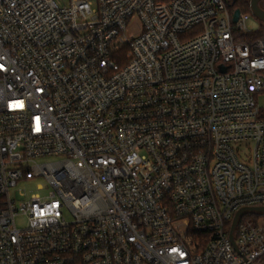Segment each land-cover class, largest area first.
<instances>
[{
    "label": "built area",
    "instance_id": "built-area-1",
    "mask_svg": "<svg viewBox=\"0 0 264 264\" xmlns=\"http://www.w3.org/2000/svg\"><path fill=\"white\" fill-rule=\"evenodd\" d=\"M235 9L0 0V264L264 262V215L230 238L264 206V37Z\"/></svg>",
    "mask_w": 264,
    "mask_h": 264
},
{
    "label": "water",
    "instance_id": "water-1",
    "mask_svg": "<svg viewBox=\"0 0 264 264\" xmlns=\"http://www.w3.org/2000/svg\"><path fill=\"white\" fill-rule=\"evenodd\" d=\"M250 11L254 17L264 23V8L260 4V0H250ZM241 9L236 8L234 12L233 20L236 22L240 15ZM252 213L257 215H264V206H253V207H244L241 208L235 215V218L232 223L231 231H230V238L234 242V231L236 226L238 225L241 217L245 214ZM254 264H264L261 263H254Z\"/></svg>",
    "mask_w": 264,
    "mask_h": 264
},
{
    "label": "trees",
    "instance_id": "trees-1",
    "mask_svg": "<svg viewBox=\"0 0 264 264\" xmlns=\"http://www.w3.org/2000/svg\"><path fill=\"white\" fill-rule=\"evenodd\" d=\"M230 9L240 8L242 11L250 12V0H225ZM261 6L264 8V0H260ZM261 22V21H260ZM263 22H261L262 25ZM248 38L264 37V29L261 26L260 29H256L252 34L245 36Z\"/></svg>",
    "mask_w": 264,
    "mask_h": 264
},
{
    "label": "rangeland",
    "instance_id": "rangeland-1",
    "mask_svg": "<svg viewBox=\"0 0 264 264\" xmlns=\"http://www.w3.org/2000/svg\"><path fill=\"white\" fill-rule=\"evenodd\" d=\"M250 22L253 24L255 30L256 29L257 30L260 29L261 26H263V29H264V23H262V25H261L260 20H258L253 15L251 17V21ZM259 101H260L261 105L264 107V94L260 96ZM25 189L27 191V195H30V194H32L34 192H41V193L45 192V191H42V190L41 191L40 190H37V186L36 185H34L32 187H27ZM30 190H32V191H30ZM18 199H22V197L20 195H18ZM23 222H24V220L22 218L21 219H18V223L19 224H22Z\"/></svg>",
    "mask_w": 264,
    "mask_h": 264
}]
</instances>
